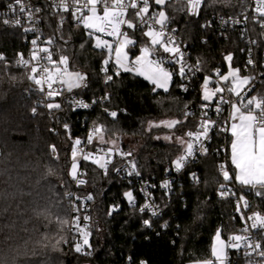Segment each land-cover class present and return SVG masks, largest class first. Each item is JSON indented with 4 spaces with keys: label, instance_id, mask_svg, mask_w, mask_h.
I'll use <instances>...</instances> for the list:
<instances>
[{
    "label": "trees",
    "instance_id": "1",
    "mask_svg": "<svg viewBox=\"0 0 264 264\" xmlns=\"http://www.w3.org/2000/svg\"><path fill=\"white\" fill-rule=\"evenodd\" d=\"M204 2L199 19L188 16L183 0L166 4L172 25L180 30L181 41L188 44L193 61L201 62L204 74H211L217 67L226 72L228 54L232 55V65L240 70L244 59L240 35L232 32L228 40H223L205 28L216 15L238 14L240 1ZM59 21L51 14L44 15L53 59L66 55L70 70L87 75L86 88L46 100V104L59 103V109L41 104L39 95L32 90L31 71L15 65L19 54L27 52L22 31L0 25V55L5 58L0 60V264H140L141 260L147 264H193L210 258L218 229L227 240L241 228L240 220L234 216L235 203L219 197L220 186L226 188V183L218 173L215 152L188 169L199 172L201 183L191 184L184 176L176 193L159 196L164 215L151 219V227L143 224L149 216L130 209L123 195L129 188L113 168L106 188L99 189L95 182L100 177L99 169L82 164L84 177L96 188H90L95 197L90 254L81 255L71 245L67 196L73 190V140L86 132L81 119L86 115L93 117L103 125L105 139L121 140V148L130 153L142 178L160 181L173 168L182 149L176 143L156 140L154 133L162 131L149 129V122L183 121L177 125L181 130H177L176 136L196 130L198 121L186 118L185 112L203 103L204 76L192 79L188 91L179 87L184 82L179 75H174L168 92L153 91L154 86L147 80L128 72L105 83L101 71L105 55L93 47L94 40H89L83 28L71 19L62 25ZM136 38L133 54L139 53V45L145 41L139 32ZM71 96L88 101L107 98L94 113L83 114L67 104ZM109 111L118 114L110 117ZM65 123L70 124L68 129L62 127ZM246 194L264 210V198ZM114 205L118 210L109 215ZM165 222L166 228L162 227Z\"/></svg>",
    "mask_w": 264,
    "mask_h": 264
},
{
    "label": "snow or ice",
    "instance_id": "2",
    "mask_svg": "<svg viewBox=\"0 0 264 264\" xmlns=\"http://www.w3.org/2000/svg\"><path fill=\"white\" fill-rule=\"evenodd\" d=\"M170 0H58L54 7L58 12L71 13L72 18L76 21L78 27L82 26L89 40H94L93 47L105 55L102 60L101 71L105 74V83L113 80V76H119L121 72L135 73L149 81L154 87L153 91L162 89L168 92L173 82L174 75H179L182 82L179 87L184 91H188L189 83L195 76L196 72L201 71V62L198 60L195 65L188 64L184 52L181 51L180 44L177 42L173 33L175 29H168L170 18L165 11L164 6ZM203 0H186L187 12L191 15H199ZM155 6H160L159 10L154 9ZM19 8L21 14L27 13V19L31 21L34 18L33 9L26 7L22 0H14V4H9V8L13 11ZM150 9L152 11L150 12ZM40 9H35L39 12ZM253 20L260 23L264 28V0H255ZM247 20V15L244 16ZM63 16L60 23L63 24ZM19 25L20 19L13 21ZM228 21H225L227 23ZM239 20H234L233 23H239ZM5 24L9 21L5 20ZM32 29H25L31 31ZM131 30L132 35L129 34ZM139 32L141 37H146L147 40L139 48V55L134 59H129V53L132 48H135L138 41L136 33ZM111 37L112 39H105ZM51 44L52 41L47 42ZM253 43H255L253 41ZM34 48L31 56L28 59L19 54L20 58L17 63L29 67L35 62L37 66L30 68L31 75L29 79L39 86L41 92L45 91L49 99L55 96L62 95V92L53 87L54 84L60 83L66 86L67 92H72L74 89L87 87V75L80 71L69 70V58L66 55H59L58 60L53 59V53L48 47L37 46V41L32 40ZM84 44H81V48ZM162 50L167 54V57L157 56V53ZM5 58L0 55V60ZM225 60L229 62L228 72L221 74L219 69L213 70L216 77L213 81V76L206 75L201 83V99L206 102L201 105L204 109L202 118L197 125V131H188L183 136L176 137V143L181 147L182 151L179 156L173 161V165L177 172H180L189 160L197 151L207 154V147L204 144L205 140H210L209 132L213 129H218L222 133H230L231 136V165L234 166V180L241 186L250 187L252 189H264V93H257L249 96L248 93L253 90V77L241 76L238 68L231 67L232 55L225 56ZM113 64L112 74L109 75V64ZM165 63L178 65V68L169 69L165 67ZM254 62L249 59L248 64ZM39 73V75H37ZM215 83V87H210V84ZM235 96L232 100L229 97ZM105 97L104 99H106ZM213 99H216L214 111L222 113L223 105L228 104L230 111L228 119L223 123H217L208 117L207 109L210 107ZM76 107L89 108L90 105L84 101H74ZM92 103H96L94 100ZM48 109H59V103H47ZM187 108V106H185ZM35 112V109H33ZM107 111V110H105ZM112 117H116V112H111ZM189 113L185 112V117ZM183 121L170 119L157 122H149V129L154 127H166L174 129ZM67 129L68 126L65 125ZM103 125H97L88 134L86 138L87 144H92L94 139H98L100 143H106L103 136ZM159 138V137H157ZM164 139L171 140V136H165ZM84 143L80 138L73 140L71 148V172L73 179L77 178L78 154L83 153L81 148ZM115 146V141L112 142ZM56 151L55 146L51 149ZM122 155H130V153H122ZM112 149L105 151L100 149L97 153H83L84 160H91L93 164L107 171L108 164L111 163ZM119 171V169H117ZM219 171L223 175L225 181L233 179V175L224 164L219 166ZM129 176H139L140 173L136 169L135 163L131 164V168L127 173ZM194 181L198 182V177L195 173L192 174ZM79 184L85 183L83 180H78ZM165 189L171 188L170 181H164L161 185ZM221 196L226 194L234 195L230 190H225V185H221ZM127 202L133 207H136V197L131 190L123 193ZM260 195V192H257ZM91 199V196L87 197ZM146 199L149 202L139 208L141 213L150 212L151 216L160 215L158 206L150 200V194H147ZM243 206L247 208L248 202L243 196L240 197ZM240 209V203L237 204V210ZM78 210V209H77ZM118 206L114 205L109 212L117 211ZM241 219H244L243 215ZM85 222L90 220V217L84 216ZM251 221V225L247 224ZM66 223V222H65ZM146 227H151V219L143 220ZM73 229L77 232L80 239L75 243V251L81 253L84 247H91L89 238L91 231L89 225L80 224V217L77 216L72 221ZM162 227H168L165 222ZM249 227L257 230L259 238H255L249 234ZM243 234L229 235L227 240L222 238V231L218 229L214 234V241L210 248V258L194 261L193 264H229V250L239 251L244 249L245 256H251L253 253L264 261V215L259 212H254L248 216L245 221V227L240 230ZM90 254V253H87ZM131 262V257H129ZM140 264H147L141 260ZM251 264V262H249ZM260 264V262H257Z\"/></svg>",
    "mask_w": 264,
    "mask_h": 264
},
{
    "label": "built area",
    "instance_id": "3",
    "mask_svg": "<svg viewBox=\"0 0 264 264\" xmlns=\"http://www.w3.org/2000/svg\"><path fill=\"white\" fill-rule=\"evenodd\" d=\"M3 1L0 5V25L5 28L10 29H19L23 33V44L26 47V54L23 55L25 59L30 58L31 52L34 48V45L32 44V40L37 41V46L39 47H48L51 50V44H48L47 42L51 40L47 33L46 28L44 26V15L45 14H51L52 16L58 17L61 19V16H63L64 20L63 23L67 19H71L72 22L77 26L76 21L72 18L71 13H64V12H58L57 9L54 7V4L58 2V0H22V2L25 4L26 7L30 6L33 9L34 12V18L29 21L27 19V13L21 14L19 12L18 6H16V10L13 11L9 8V4H14V0H0ZM181 0H170V2H179ZM186 2V0H183ZM240 1V9L238 14H232V15H216L212 17L211 20H209L205 24V28L211 32L212 34L216 35L219 39L228 40L230 37V34L232 32H237L240 35L241 41L243 43L242 48V55H243V65L240 68V74L243 76H250L254 79L252 80V86L253 90L248 93L249 96L255 95L257 93H264V28L261 27L260 23L255 22L253 20L254 13V6H255V0H239ZM205 6V2L203 0V4L201 6L199 15H191L187 12L188 16L194 17V19H199L202 10ZM39 8V12H35V9ZM154 9L158 10V7L154 5ZM152 9H150V12ZM247 15L248 19L245 20L244 16ZM16 19H20L21 23L19 25L15 24L13 21ZM7 20L9 23L5 24L4 21ZM234 20H239V23H233ZM225 21H228L225 23ZM60 22V21H59ZM82 28V26H80ZM25 29H32L31 31H25ZM168 29H175V32L173 35L175 36L177 42L180 44L181 51L184 52L185 58L188 62V64L195 65L196 62L192 59V53L190 51V48L188 44H185L181 41L180 37V30L177 27H174L170 21L168 24ZM84 30V29H83ZM85 31V30H84ZM130 33V30H128ZM105 39L111 40V37H104ZM253 41L255 43H253ZM208 40H204L203 43L206 44ZM157 56H164L167 57V54H157ZM20 56L16 59L15 65L20 69H27L30 70L32 66H37L35 62L29 65V67H24L17 63ZM251 59L254 63L248 64V60ZM109 75L112 74L113 71V64H109ZM165 67L171 69L178 68V65H173L169 63H165ZM216 69H219L221 74H224V70L222 67H217ZM39 75V73H37ZM213 76V81H215L216 77L214 76L213 72L211 74H204L202 68L201 71L196 72L195 76L192 79H196L200 76ZM192 81V80H191ZM190 81V82H191ZM53 87L64 94L67 92L65 90V86L61 85L60 83H56L53 85ZM210 87H215V83L210 84ZM32 90L34 93L39 95V101L41 104H46V100L49 98L46 95L47 92V86L45 85V91L41 92L39 90V86H37L35 83H33ZM232 100H235V96L229 97ZM84 101L85 103L89 104V108H79L76 107V104L74 101ZM105 99H96V103H92L93 101H88L85 98L77 97V96H71L67 99V104L71 106L75 111L81 112L83 114H91L94 113L97 109L100 103L104 102ZM203 103H206L203 101ZM200 105L196 107H191L187 110L189 115L187 117L194 118L198 121L202 118V112L204 109L201 108ZM216 105V99H213L211 102L210 107L207 109L208 117H210L212 120L217 121V123H223L224 120L228 119L229 115V105L225 104L223 105L224 111L222 113H216L214 111ZM113 111L107 112L108 116L112 117L110 113ZM118 114V113H117ZM77 123H80V120L77 121ZM197 123V125H198ZM81 124L83 128L86 129V132L84 136L79 137L84 143H82L81 148L83 149V153H97L100 149H104L107 151L109 148L108 146H105L103 144H100L98 142L93 141L92 144L86 143V138L89 134V132L99 125L97 121L90 117L89 115H86L83 119H81ZM65 125L70 127V124H63L62 127L65 128ZM67 128V129H68ZM66 129V128H65ZM54 133L56 132V129H53ZM196 130L192 131L195 132ZM209 136L211 137L210 140H205L204 144L207 147L208 151L207 154H203L200 151H197L195 155L189 160V162L185 165V167L180 171L177 172L175 170V167L173 166L172 169L168 170L166 176L160 180L157 181L154 179H144L140 175L139 176H129L127 173L131 168V164L135 163L133 159H131L130 155H122V153H128L125 152L122 148H118L116 152L112 153L111 156V163L108 164L107 171L105 172L104 169H101L98 167V165L93 164L91 160H84L82 158L83 153L78 154L77 160H78V169H77V178H72V184H73V190L68 194L67 196V202H68V208L70 213V220L67 226V231L70 237V243L74 247L75 243L80 239V237L77 235V232L73 229L72 221L75 217H80V224L83 226L85 223L89 225L90 231H91V225H92V217L93 212L95 209V197L93 193L90 191V188L93 187V190L96 188L84 177V170L82 168V164L88 163L95 167H97L100 171V177L96 182V185L100 188L105 189L107 186V178L109 175V172L113 168L114 174L119 177L124 184L131 190L136 197V207L133 208L130 204L129 207L131 210H138L139 208L144 205L145 203L149 202L148 199H146L147 194H150V200L154 203L155 206H158L160 210V215L158 216H151L150 212H144L140 214L149 216L150 219H160L164 215L163 207L161 204V201L159 199L160 195L169 196L171 194H174L178 191L179 188L183 185L184 176H186V179L190 181L191 184L198 185L201 183L202 178L198 171H191L189 172L188 169L192 166L197 165L200 161L208 158L212 155L213 152L216 153L217 161H218V173L223 179V175L219 171V166L221 164H224L227 170L229 171L230 175H233V179L230 181H223L226 183L225 190H230L231 193H234V195L226 194L225 196H221V191H219V197L223 200H230L235 203V211L234 216L236 219H239L241 222V228L245 227V221L246 218L250 215H252L254 212H259L261 215H264L263 208L249 195L245 193V188L242 187L238 182L234 180V172H233V166L231 165L230 160V143H231V136L230 133H222L219 132L218 129H213L209 132ZM119 169V171H117ZM195 173L196 177H198V182L194 181L192 178V174ZM78 180H83L85 183L79 184ZM170 181L171 182V188L165 189L161 185L164 181ZM98 189V191H99ZM91 196V199H87V197ZM243 196L245 200L248 202V207L245 208L243 206V202L240 201V197ZM240 203V209L237 210V204ZM78 209V210H77ZM243 215L244 219H241V216ZM84 216L90 217V220L85 222L83 220ZM251 221H247V224L250 226ZM145 226V225H144ZM146 227V226H145ZM238 234H243L239 231ZM249 234L253 235L255 238H259V233L255 229H251L249 227ZM75 249V247H74ZM89 247L85 246L84 251L81 252V255H87ZM244 249H241L239 251L236 250H229L228 255V262L229 264H238L239 262H243L245 264H257V262H260V264H264V261H261V258L253 253L251 256H245Z\"/></svg>",
    "mask_w": 264,
    "mask_h": 264
},
{
    "label": "rangeland",
    "instance_id": "4",
    "mask_svg": "<svg viewBox=\"0 0 264 264\" xmlns=\"http://www.w3.org/2000/svg\"><path fill=\"white\" fill-rule=\"evenodd\" d=\"M158 7H160V6H158ZM164 8H165V11L167 12V9H166V5L164 6ZM167 14H168V12H167ZM130 34V33H129ZM130 35H132V34H130ZM147 40V38L145 37V41ZM145 41H143V42H141L140 43V45H139V48L141 47V46H143V44L145 43ZM161 52H162V50H161ZM140 53H138V54H132L131 53V51H130V53H129V59L130 60H132V59H134L135 58V56L136 55H139ZM228 64H229V62L227 61V71L224 73V74H226L227 72H228ZM231 67L232 68H234V69H236L233 65H232V61H231ZM70 70V69H69ZM135 74V73H134ZM240 74V73H239ZM136 75V74H135ZM241 75V74H240ZM241 76H243V75H241ZM246 76V75H245ZM140 77H142V76H140ZM250 77V76H249ZM143 78V77H142ZM149 82V81H148ZM150 83V82H149ZM151 84V83H150ZM172 86V85H171ZM171 86H170V88H169V91H170V89H171ZM65 89H66V86H65ZM74 90H76V89H74ZM73 90V91H74ZM158 90H162V89H158ZM163 91V90H162ZM58 96H60V95H58ZM58 96H55V97H53V98H56V97H58ZM154 128H156V129H159L160 131H162V132H156V133H154V138L156 139V140H159V141H163V142H166V143H170V144H173V143H176V134L175 133H177V130H181V128H179V127H175L174 129H169V128H166V127H163V126H161V127H154ZM104 136V135H103ZM165 136H171L172 137V139L171 140H166V139H164V137ZM157 137H159V138H157ZM104 140L106 141V143H100L99 141H98V139H95V141L96 142H98V143H100V144H103V145H106V146H108V148L109 149H112V153L113 152H116L117 151V149L118 148H121V140H115V139H107V137H106V139H105V137H104ZM113 141H115V146H113ZM177 144V143H176ZM77 162H78V160H77ZM78 169V168H77ZM70 172H71V170H70ZM72 177V176H71ZM244 187H246V186H244ZM223 238V237H222ZM224 239V238H223ZM89 243H90V238H89Z\"/></svg>",
    "mask_w": 264,
    "mask_h": 264
},
{
    "label": "water",
    "instance_id": "5",
    "mask_svg": "<svg viewBox=\"0 0 264 264\" xmlns=\"http://www.w3.org/2000/svg\"><path fill=\"white\" fill-rule=\"evenodd\" d=\"M131 53L133 54V52H131ZM187 83H190V82H187ZM258 191L260 192V195H257ZM245 192L248 193V194H253L258 199H263L264 198V189H252L250 187H245Z\"/></svg>",
    "mask_w": 264,
    "mask_h": 264
},
{
    "label": "crops",
    "instance_id": "6",
    "mask_svg": "<svg viewBox=\"0 0 264 264\" xmlns=\"http://www.w3.org/2000/svg\"><path fill=\"white\" fill-rule=\"evenodd\" d=\"M160 53L165 54V53H163V52H161V51H160ZM157 90H158V89H157ZM230 152H231V148H230ZM233 168H234V166H233ZM242 187H244V186H242ZM244 188H245V187H244Z\"/></svg>",
    "mask_w": 264,
    "mask_h": 264
}]
</instances>
